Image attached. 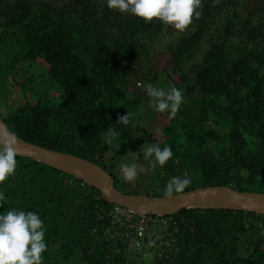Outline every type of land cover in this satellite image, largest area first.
<instances>
[{"label": "trees", "instance_id": "obj_1", "mask_svg": "<svg viewBox=\"0 0 264 264\" xmlns=\"http://www.w3.org/2000/svg\"><path fill=\"white\" fill-rule=\"evenodd\" d=\"M239 3L202 0L201 17L156 50L165 57L158 72L184 95L175 118L163 113L158 142L132 117L139 98L127 96V74L138 55L148 57L154 40L175 29L109 9L106 0H0V81L28 63L59 92L47 105L32 88L0 119L23 141L101 167L124 194L163 196L173 177L191 180L184 191L222 185L264 193V10L240 13ZM127 113L130 123H117ZM109 127L119 133L111 145ZM137 134L161 149L171 147L174 155L163 167L157 164L147 186L130 189L128 182L118 183L113 170L117 173L134 152ZM107 151L113 156L105 167L98 158ZM136 153L137 160L143 158L144 152ZM16 159V173L0 184V214L15 209L40 216L46 264H123L127 249L131 255L151 252L146 264H264V215L193 208L148 214L136 247L122 235L124 226L111 222L113 204L103 203L96 189L82 184L75 207L68 203L75 190L64 183H76L72 176L26 157ZM111 232L117 235L106 245L102 239ZM52 246L62 249L58 259L46 253Z\"/></svg>", "mask_w": 264, "mask_h": 264}, {"label": "clouds", "instance_id": "obj_2", "mask_svg": "<svg viewBox=\"0 0 264 264\" xmlns=\"http://www.w3.org/2000/svg\"><path fill=\"white\" fill-rule=\"evenodd\" d=\"M106 4L109 9L130 13L145 23L159 20L181 33L192 25L194 19H199L202 15L198 11L202 7V0H106ZM142 86L150 98V106L156 112H168L170 118L177 116L184 102L183 92L179 88L170 86L165 90L152 84ZM117 123L128 125L130 114L119 117ZM118 135V132L109 127L106 131V143L111 145ZM17 144L18 139L14 132L0 128V184H4L16 173ZM143 155L155 168L157 164L163 167L174 154L169 146L161 149L159 145H152ZM119 167L125 182L131 183L138 179L140 169L136 163L121 164ZM190 184L191 180L187 177H173L162 194L166 198H172L183 193ZM0 199L3 197L0 196ZM154 244L155 241L149 242V246ZM46 250L44 223L37 213L13 209L0 214V264H43Z\"/></svg>", "mask_w": 264, "mask_h": 264}, {"label": "rangeland", "instance_id": "obj_3", "mask_svg": "<svg viewBox=\"0 0 264 264\" xmlns=\"http://www.w3.org/2000/svg\"><path fill=\"white\" fill-rule=\"evenodd\" d=\"M238 5V11L240 13H244L246 11H254L258 12L259 7H261L264 10V0H239ZM181 34V32L174 31L172 32L171 36L163 35L159 37V39L154 40L151 47L148 50V57H145L144 54H140L137 56V60L135 63L131 66V68L128 70L127 74V85H126V94L130 98L132 96L139 98V101L137 103V108L132 113V117L134 118V121L137 123V125L140 127V129L144 130L150 137H153L155 141L161 140V130L163 128L164 123V114L156 112L152 106H150L149 100L144 87L142 85L144 84H152L156 87L163 88L165 90L169 89L170 87V79L167 77V75L161 71L158 72L161 65H163L165 61V57L163 55L155 54L156 50L161 47V45L165 42H167L170 38ZM150 64L148 65V61ZM150 69V70H149ZM161 70V69H160ZM144 73V74H143ZM155 73L156 77H153L152 81L149 80V78ZM147 74V75H146ZM41 70L38 69L35 66H32L28 63L19 64V67L16 68L15 72L12 73L8 78H5L0 81V114H5L7 111H9L12 107L15 105L22 103V101H25V94L28 93L32 88H34V92L43 94L40 100L44 102L45 104L49 105L58 100V89L54 86L48 87V85H45V83L41 80ZM156 82V83H154ZM25 93V94H24ZM29 99V98H28ZM30 104H34L36 100L29 99L26 100ZM157 129L160 131L158 132ZM139 134L133 137L131 141V145L133 146L134 152L132 154H128L125 158L124 164H131L136 163L139 166V172H138V179L134 182L127 183L129 184L130 189L140 188L142 186H147L148 184V178L150 177L152 179V176H154L158 172L157 166L153 168L149 161L143 158H140L139 160L136 159L137 153L136 152H144L149 146H152V143L150 142H144L140 139ZM113 153L111 151H107L103 156L99 157V163L103 166H108L112 161ZM131 162L130 160H132ZM144 161V162H143ZM115 173V176L117 178L118 183L123 182V173L120 168H118L117 173L115 170H113ZM77 182L72 183L70 179L64 180V183L66 187L74 188L75 193H72L71 195V202L70 197L68 198V203L75 205H79L78 197L80 196V190L83 189V185L85 184L80 180L75 179ZM157 184V183H156ZM155 183H153V187L156 186ZM86 185V184H85ZM84 193V192H81ZM114 205V204H113ZM112 205V206H113ZM97 216V219L101 218V214L96 211L95 212ZM108 227L105 228V232L108 231ZM116 232L108 233L102 241L106 243V245H109L112 241H114V236H116ZM159 234H156L154 236V240L159 238ZM113 244V243H112ZM129 244V243H127ZM132 246H135V244L132 242ZM114 245V244H113ZM130 247V245H128ZM137 247V246H136ZM61 247L56 249L54 246L50 247L48 251L46 252L49 257L55 256L57 259L61 257L62 251ZM136 251L137 254L131 255V249H127L126 254L124 253V262L123 264H146L152 257L151 252H145V251ZM109 252H112V249L109 250ZM114 253H119V249L114 248ZM63 253L66 255V257H69V259H73V254L71 256V253L67 254L63 251ZM44 256V254H43ZM142 260V262H141ZM140 262V263H139ZM43 264H46L45 256H44V262Z\"/></svg>", "mask_w": 264, "mask_h": 264}, {"label": "water", "instance_id": "obj_4", "mask_svg": "<svg viewBox=\"0 0 264 264\" xmlns=\"http://www.w3.org/2000/svg\"><path fill=\"white\" fill-rule=\"evenodd\" d=\"M0 128L7 129L1 119ZM17 139V156L42 163L82 181L98 191L103 203L118 205L136 216H166L188 208L240 210L264 215V193L238 191L229 186L197 187L172 198L124 194L113 187L111 176L96 164Z\"/></svg>", "mask_w": 264, "mask_h": 264}, {"label": "built area", "instance_id": "obj_5", "mask_svg": "<svg viewBox=\"0 0 264 264\" xmlns=\"http://www.w3.org/2000/svg\"><path fill=\"white\" fill-rule=\"evenodd\" d=\"M109 218L112 223L123 225L125 231L122 233V235H129L131 243L133 242L135 246H138L145 231V215H133L124 208L114 204L109 212Z\"/></svg>", "mask_w": 264, "mask_h": 264}]
</instances>
